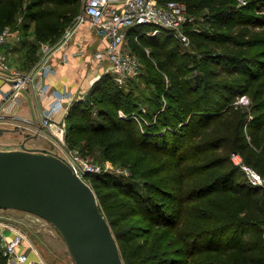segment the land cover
I'll list each match as a JSON object with an SVG mask.
<instances>
[{
  "label": "trees",
  "instance_id": "1",
  "mask_svg": "<svg viewBox=\"0 0 264 264\" xmlns=\"http://www.w3.org/2000/svg\"><path fill=\"white\" fill-rule=\"evenodd\" d=\"M171 1L207 26L185 25L191 51L168 30L150 35L154 25L129 29L131 52L154 72V112L145 114L153 123L137 114L138 97L105 75L70 106L67 142L129 167V182L111 173L90 180L125 264H264V188L231 160L245 154L264 177V0H158ZM84 8L85 0H0V33L32 32L21 64L30 71L39 44H58Z\"/></svg>",
  "mask_w": 264,
  "mask_h": 264
},
{
  "label": "built area",
  "instance_id": "2",
  "mask_svg": "<svg viewBox=\"0 0 264 264\" xmlns=\"http://www.w3.org/2000/svg\"><path fill=\"white\" fill-rule=\"evenodd\" d=\"M240 2L242 5L247 3L245 0ZM193 20L185 3L176 1L159 3L158 0H85L84 11L76 17L74 23L78 26L91 21L104 33L106 47L97 51L95 58L99 61L109 59L112 70L122 83L124 79L135 77L141 71L137 55L123 48L130 28L154 25L158 30L150 35L168 30L175 39L190 48L191 42L184 30L185 25L192 23ZM9 28L6 27L0 33V76L4 82L10 83V88L1 92L0 123L19 121V118L13 115L18 105L17 99L28 89L35 90L41 99L50 97L51 100L41 112L38 131L47 129L51 132L52 141L61 149V152L56 154L64 158L73 167L74 172L92 186L91 176L102 175L104 169L83 156L79 149L70 147L67 142L66 116L76 96L68 91L54 90L44 82V77L52 70L48 62L49 55L46 61L28 72H23L19 67L15 68L6 62L3 47L14 34ZM74 31L72 28L67 30L62 38V44L69 42ZM44 49L48 51L49 47L44 46ZM233 161L236 165L241 164L240 156L235 155ZM241 168L253 186L264 188V177L260 173L247 165H242ZM27 241L22 233L0 220V250L7 264L34 263L30 258V253L34 251Z\"/></svg>",
  "mask_w": 264,
  "mask_h": 264
},
{
  "label": "water",
  "instance_id": "3",
  "mask_svg": "<svg viewBox=\"0 0 264 264\" xmlns=\"http://www.w3.org/2000/svg\"><path fill=\"white\" fill-rule=\"evenodd\" d=\"M2 209L24 211L52 224L75 264H125L95 190L56 153L25 144L0 150Z\"/></svg>",
  "mask_w": 264,
  "mask_h": 264
},
{
  "label": "rangeland",
  "instance_id": "4",
  "mask_svg": "<svg viewBox=\"0 0 264 264\" xmlns=\"http://www.w3.org/2000/svg\"><path fill=\"white\" fill-rule=\"evenodd\" d=\"M240 5H242V3ZM24 15L25 14L20 15L19 21H18L19 25L24 21ZM87 23L93 27L95 32L98 31L100 34H102L97 29V27H95L93 25V23L91 21H87V22H85L81 25H78V26L74 23V25L72 24V26H70L67 30H70L72 28L73 30L76 31L77 29H79L80 26L85 25ZM191 24L198 29H202L203 27L207 26L206 22L201 17L199 19H194ZM9 29H11L14 32V34L9 38L5 47H3V48H5V49L10 48L15 43H16V45L18 44L20 49L22 50V52L24 51V53L21 57L22 59H24L25 53L27 51V47H25V42H26V40H28L29 37H30L29 39L31 41H33L32 32L30 31L29 32L30 34L25 35V34H23L24 32L21 31V29H14L13 26H10ZM67 30L65 31L64 36H65ZM64 36L62 38H64ZM102 36L104 39L105 46L100 48V50L106 47V40H105L104 34H102ZM72 38L73 37L71 36L70 40ZM61 41H62V39H61ZM59 43L56 45H52V44H48V43L39 44L37 54H38V59H40V61L37 63V65L41 62L43 63L44 61H46V58L48 55L50 58V55L53 53V51L56 49V47L59 45ZM21 44H22V46H20ZM44 46H48L49 50L46 51L44 49ZM12 47H14V46H12ZM123 48L125 50L127 49V50L132 51L131 47L129 46L128 39H127L126 44H124ZM184 48L187 49L188 51L189 50L191 51V49L188 47L184 46ZM132 53H134V52H132ZM4 54H5L6 62L10 63L11 65L13 64V61H16V59L20 57V55L16 56L14 53H13V55H9V56H7L6 53H4ZM136 55H137V58L139 60L140 66H141V71L137 76L128 77L127 79H124L122 83H120L117 75L112 70L110 60L109 59H103L102 61L100 60V64H101L102 68L100 69L101 71L99 70L100 73L95 78V80L98 81L102 76L111 75L112 77H114V80L119 85L126 86V91H132V93L135 95V97H138L139 102H136V107L138 109L140 108V111L138 113L137 112L136 113L137 114L140 113L139 117L140 116L145 117L148 121L147 123H149L153 120L152 119L148 120V118L146 117L145 114H147V113L149 114V113L154 112V109L151 107L148 100L150 98H153L154 97L153 95H155V93L157 92L155 84L153 83V79L155 76H154L153 70L149 69L147 63L144 60H142L138 54H136ZM197 55L199 56L198 53H197ZM18 67L20 68V66H18ZM15 68H16V66H15ZM20 69L23 70V72L29 71L27 68H25V67L23 68L22 66ZM97 73H98V71H97ZM95 75H96V73H95ZM27 91H30L31 93H33V98H35L37 100V102H39V100L41 99V96L38 95L35 92V90H33L31 88V89H28ZM25 93L26 92H24V94ZM88 93L84 96L80 95L81 97L80 96L76 97L75 100L78 101V100L85 99L86 96L88 95ZM1 98H2V94H0V100H1ZM19 99H20V97L17 99L18 105H17L15 113L13 114L17 118H19V121H9L8 123H0V130L2 131V133H0V150L21 148V143H19V141L26 139V141H31V143L27 142L28 147L29 146L34 147V145L39 147L41 145L45 149H48L50 152H53V153L61 152V149L58 147V145L52 141L51 136H50V134H51L50 131L47 130L45 133L42 132V130H44V129H42L41 131H38L39 126H40L39 121L41 119V112L45 108L46 104H38V108L36 109L37 110L36 116H34L32 119H30V118H25V117H22L19 115ZM162 101L164 104H167L168 99L162 98ZM238 103H242L246 106H250L251 105V98L250 97H243L240 101H238ZM122 115H125V114L122 112ZM155 115L156 114H154L153 117H155ZM151 123H153V122H151ZM38 124H39V126H38ZM18 130L20 131V134H18ZM36 135H39L38 138H40V139H38V142L33 140V139L37 138V137H35ZM261 137H262V141L264 143V129L262 130V136ZM185 140L186 139H184V141ZM184 141H183V143H184ZM79 151H81V150L79 149ZM235 155L240 156L241 164L236 165L234 163L233 159H235ZM86 158H88L94 164L100 165L105 171L103 174L111 173L119 181L123 180L125 182H129V180L127 179L130 177L129 167H124L123 165H121L120 162L116 163V162H112L109 160L97 159L94 156L92 157L90 155H89V157H86ZM231 160L234 163V165H236L241 170H242V168H241L242 165H247L251 168H254L252 166V164L251 165L248 164V162L246 161L245 154L243 155V154H241V152H237V151L233 152L231 154ZM256 171L258 172V170H256ZM244 177L245 176L240 174L236 178L235 181H240V180L243 181L245 179ZM139 191L140 192L142 191L141 188H139ZM111 209L115 210V211H120L121 205L120 204L113 205V207H111ZM108 211H110V208L103 206V213L105 216H106V214H108ZM0 220L2 222H4L5 224L9 225L10 227H13L15 230H17L18 232L22 233L25 236V238L28 240L27 244L32 246L34 254H36L40 263H42V264H75V261L73 259V256H72L67 244L63 241L61 236L58 234L55 227L52 224H50L48 221H46L40 217H37L33 214L24 212V211L4 210V209L0 210ZM134 221H138V220L135 219ZM132 223L133 222L126 223V226H129ZM147 225L148 224H146V227H147ZM146 237H151V236L149 235ZM151 239L156 240V239H160V238L151 237ZM163 239H165V238H163ZM210 239H211V237L208 238L203 243L204 244L212 243L213 240L212 239L210 240ZM216 239H218V243L219 242H221V243L225 242V239L223 238V236H219ZM161 241H162V239L159 241V243ZM118 244H119V242H118ZM120 251H121V254H123L121 247H120ZM122 257H123V255H122Z\"/></svg>",
  "mask_w": 264,
  "mask_h": 264
},
{
  "label": "crops",
  "instance_id": "5",
  "mask_svg": "<svg viewBox=\"0 0 264 264\" xmlns=\"http://www.w3.org/2000/svg\"><path fill=\"white\" fill-rule=\"evenodd\" d=\"M90 26L91 25L88 23L80 26L79 29L74 32L72 36L73 38L69 40V42L62 44L61 41L50 55L48 62L51 65L52 70L43 80L48 83L52 89L68 91L74 96L79 97L80 95H86L95 83V78L98 76L101 71L100 69L102 68L100 61L95 58V53L99 51L100 48L104 47L105 43L102 36L104 33L101 32L102 34H100L98 31L95 32L93 27ZM12 46L6 49L3 48V51L7 56L13 55V53L16 56L20 55L16 61H13L12 66H21L23 62L21 57L24 51L22 52L19 45H16V43ZM20 46H22V44ZM9 88L10 83L4 82L2 76H0V94L3 90H8ZM50 100L51 98L47 97L40 99L39 102H37V100L33 98V93L26 91V93H23L19 99V115L32 119L37 114L36 109L38 108V104H47ZM46 131L47 129L42 130L44 133ZM18 134H20L19 130ZM38 136L39 135H36L35 137L37 138L33 140L38 142V139H40ZM27 142L31 143V141H26V139L19 141L21 146L24 143L27 146ZM42 147L43 146L41 145L39 147L34 145V147L29 146L28 148L49 151ZM30 258L33 260V264H42L34 252L30 253Z\"/></svg>",
  "mask_w": 264,
  "mask_h": 264
}]
</instances>
